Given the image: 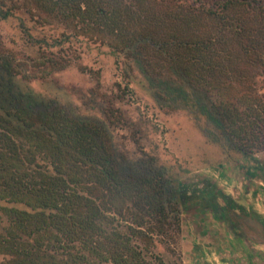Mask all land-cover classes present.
I'll return each mask as SVG.
<instances>
[{"label": "trees", "instance_id": "1", "mask_svg": "<svg viewBox=\"0 0 264 264\" xmlns=\"http://www.w3.org/2000/svg\"><path fill=\"white\" fill-rule=\"evenodd\" d=\"M20 10L56 30L34 33ZM10 18L36 64L63 69L105 48L125 84L92 98L100 116L83 114L36 91L0 44V264H180L182 214L222 221L235 204L147 151L115 101L136 71L222 158L264 150V0H0Z\"/></svg>", "mask_w": 264, "mask_h": 264}, {"label": "rangeland", "instance_id": "2", "mask_svg": "<svg viewBox=\"0 0 264 264\" xmlns=\"http://www.w3.org/2000/svg\"><path fill=\"white\" fill-rule=\"evenodd\" d=\"M201 1L212 3L215 0ZM19 13H22L26 18L28 25L35 26L34 33L45 30L49 34L48 30H56L52 24L42 26L35 22L37 17L30 19L24 10H20ZM0 44L4 50L13 52L17 59L16 62L20 63L21 73L28 77V82L36 91L69 101L75 106L76 111L83 114L92 113L100 116V113L90 108L93 105L92 98L96 96V93L106 95L104 97L112 96L119 91L117 83L121 88H124L125 82L121 76L123 72L117 69L114 57L105 48L91 49L86 54L77 51L81 60L77 59L76 62L73 61L63 69L46 68L42 64H36L39 60H44V57H37L39 53L27 45V40L20 31L15 18L0 20ZM60 55H64V53ZM31 57L39 59L32 60ZM46 57H51V55L48 54ZM57 59L60 58L57 57ZM78 62H82L96 71V75L91 76L92 74L81 72ZM125 80H127L131 91L126 93L125 98L120 101L116 100V106L133 123L134 130L136 129L140 133L141 143L147 151L155 154L161 162L174 165L181 173L185 172L181 175L183 181L192 183L197 178L203 177L215 180L214 177L217 175L216 182L232 176L236 183L240 178L244 180L245 177L250 183L256 185L255 179L246 175V169L257 170L262 174L264 171V150L256 151L248 157L232 152L234 157L226 159L224 155L222 158L218 147L205 140L184 111L166 112L158 107L147 85L136 71ZM227 167L231 170L227 169L226 174V171L223 170ZM211 214L208 210L200 213L197 209L182 214V235L179 244L181 258L177 259L180 264H202L206 260L205 255L208 254V251L200 250V256L197 258L194 254L197 253L196 249L201 247V243L207 246V242L211 238L215 240L216 249L219 251H217L218 253L213 251L212 255L221 258L224 264H242L243 262L249 264L251 260L253 261L251 257L256 254L261 257L258 261L264 264V247L255 246L253 248L250 244L254 245V243L250 240L247 239L245 243L243 239L239 240L234 237L230 229L226 225H221ZM206 225H218L217 235L215 236L213 232L208 235L205 232ZM198 231H201L200 235ZM185 242L188 244L183 246ZM243 258L245 260L242 261Z\"/></svg>", "mask_w": 264, "mask_h": 264}, {"label": "crops", "instance_id": "3", "mask_svg": "<svg viewBox=\"0 0 264 264\" xmlns=\"http://www.w3.org/2000/svg\"><path fill=\"white\" fill-rule=\"evenodd\" d=\"M227 169H230V168L227 167V168H224L223 170L224 172L226 171V174H227ZM215 176L216 177L214 178L216 180L217 175ZM254 179L257 182L256 185H253L252 183H250V181L245 177H244V180L243 178H240L238 182L236 183L233 181L232 176H228L225 179H222L217 182L215 181V183L216 185H218V187H220L221 190H223L227 195L230 196L232 203L235 204L232 208H230L232 211H235L236 207H239V208L241 207L243 211H245L246 213V214H242L241 228H235L233 231H231L232 232L231 234H233V236L238 238L239 240L243 239V242L245 243L247 241V237L252 238L255 236L254 245L251 243L250 246L253 248H255V246L263 248L264 247V235H263L264 234V178L260 177L258 179L256 178ZM218 200H219L220 205H225V203L220 198ZM221 225H224V224L221 223ZM208 226L210 225H206V231L205 230L203 231H205L208 235L215 233V236H216L217 235L216 233H218L217 232L218 225H211L209 228ZM213 227H215L216 229H214ZM238 231H239V234L241 233V231L246 233L245 235H241L243 236V238H240L236 235V232ZM200 234H201V231L199 232V235ZM185 244H188V243L187 242L183 243V246H186ZM201 244H202L201 247H198L196 249L197 253L194 254L195 258L200 256V250H202L203 252L207 250L208 254L205 255L206 260L202 264H224L221 258L213 257L212 255L214 253L213 251H215L216 253L219 252L216 249V242L214 239L212 238L209 239V241L207 242V246L204 243H201ZM254 252L256 253V249ZM209 254L210 256H212V259H210V256H208ZM260 258L261 257L258 256V254L252 256L251 259H253V261L251 260L249 264H262L261 261H258ZM241 260L243 261L245 259L243 258ZM242 264H246V263L243 262Z\"/></svg>", "mask_w": 264, "mask_h": 264}, {"label": "flooded vegetation", "instance_id": "4", "mask_svg": "<svg viewBox=\"0 0 264 264\" xmlns=\"http://www.w3.org/2000/svg\"><path fill=\"white\" fill-rule=\"evenodd\" d=\"M235 209V208H234ZM242 214H246L245 211L240 207H236L235 211H232L230 208H227V215L224 220H217L220 223H223L224 225H227L230 231H233L235 228H241L242 223ZM248 214V213H247ZM235 232V231H234ZM243 231L239 234V231L236 232V235L240 238H243L241 235H245ZM247 239H250L251 242L254 243L255 236L252 238L247 237Z\"/></svg>", "mask_w": 264, "mask_h": 264}]
</instances>
